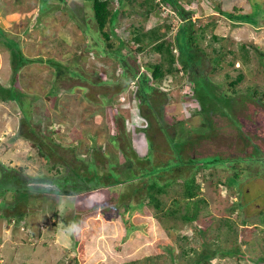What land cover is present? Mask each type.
<instances>
[{
  "label": "rangeland",
  "instance_id": "obj_1",
  "mask_svg": "<svg viewBox=\"0 0 264 264\" xmlns=\"http://www.w3.org/2000/svg\"><path fill=\"white\" fill-rule=\"evenodd\" d=\"M179 1L194 27L204 32L200 46L207 57L200 56V66L192 69L199 74L207 101L199 103L193 96L189 75L168 74L152 96L163 129L152 118L151 153L142 133L148 123L132 94L135 83L116 92L121 62L109 53L97 29L91 0H0V83H13L23 93V105L0 100V170L38 181L63 176L76 165L83 167V172L78 169L82 176H92L89 167L94 164L100 175L115 167L125 177L120 146L130 143L139 158L152 154L154 165L148 168L164 166L173 157L163 130L176 141L194 140L187 152L195 159L224 160L196 171L198 199L204 201L193 222L182 218L186 209L181 177L161 195L165 209H177L170 216L138 205L133 194L119 199L125 187L115 184L71 194L0 189V264H189L204 246L221 248L210 264H264V101L252 96L254 90L264 92V55L252 47L264 54V21L257 26L235 23L219 12L234 5L249 12L248 0ZM146 2L111 0L118 10L113 30L126 42L122 55L137 46L132 41L137 31L157 27L164 39L173 40L183 22L168 4ZM242 44L247 50L244 60ZM15 49L32 60L17 72L11 54ZM173 51L177 55V49ZM131 54L135 59L131 55L127 61L139 70L160 57L151 44ZM215 56L222 57L219 63L208 60ZM47 59L63 63L66 71L75 62L86 78L58 81ZM239 73L243 78L232 94L229 82ZM95 80L103 83L94 85ZM223 93L232 94L228 101ZM209 102L213 112L194 113ZM24 110L27 117L22 120ZM239 168L238 183L227 186ZM195 169L175 165L173 171L186 176ZM157 172L161 179L171 176L167 170ZM174 196L181 197L180 205L172 204ZM191 211L192 204L187 209Z\"/></svg>",
  "mask_w": 264,
  "mask_h": 264
},
{
  "label": "trees",
  "instance_id": "obj_2",
  "mask_svg": "<svg viewBox=\"0 0 264 264\" xmlns=\"http://www.w3.org/2000/svg\"><path fill=\"white\" fill-rule=\"evenodd\" d=\"M64 1V0H63ZM121 2V0H119ZM147 4L153 3L154 0H145ZM158 2L166 3L173 8V10L179 15L181 20L183 21L175 33L173 40L164 39L162 33L158 32V28L154 27L147 32L137 31V33L133 36L132 41H134L137 46L134 49H128L130 53L126 55L120 54V50L124 49L126 42L119 37V35L113 30V24L116 21V17L118 14L117 9H113L111 5V0H91V8L93 13V18L96 23L97 29L101 32V35L104 37L106 41L107 47L111 52L117 57L118 61L121 62L122 71L120 73V82L118 84H114L116 88V92L121 90H125L128 84L133 81L135 83V89L133 96L137 98L138 105L140 107V112L142 116L147 121L146 127L142 130V133L145 134V138L147 141V150L152 153L154 149L153 140L151 138L149 130L152 126V118L156 119L159 124V128L163 129L162 117L161 114L155 111V107L152 103H154V96L156 91H159L160 85L164 78L168 74H173L176 76L179 72L189 75V79L192 83L193 96H196V99L201 101V103L207 101V97H204V93L201 91L202 85L200 84L198 78V73H195L192 69V65L200 66L201 60L200 56L207 57L203 48L200 46V40L204 38L203 29L195 28L194 22L190 17H187V11L184 9L183 5L179 0H158ZM157 2V3H158ZM249 7L251 10L249 12H243L242 8L233 6L232 10H220L219 12L229 18L231 21L235 23H249L251 25L257 26L260 21H264V1L263 0H248ZM152 6V4H150ZM151 9V8H150ZM150 13V12H149ZM148 14V11L145 15ZM111 27V31L105 30L106 26ZM1 39L4 38V35L1 34ZM116 38V41H112ZM146 40V41H145ZM115 42V43H114ZM117 43V44H116ZM151 44V49L154 52L159 54V59L152 63L145 64L143 70H139L136 65H131L127 61V57L131 56V53H136L144 50L145 45ZM253 49H256L260 55H264L263 52L259 51L256 46H252ZM241 48L244 50L243 59L247 56L246 45L242 44ZM174 49H177V55L174 53ZM127 50V51H128ZM133 50V51H132ZM11 54L13 56V70L17 72V70L24 63L31 62L32 60L27 58L22 52L19 50H11ZM83 60L86 59L84 54H81ZM84 57V58H83ZM133 57V55L131 56ZM135 59V57H133ZM221 56H215L213 58H208V60L213 63H219L221 61ZM47 62L52 64L55 67V73L57 80H69L73 78H81L85 79V75L81 74L80 70H77L79 67L76 63H71V68L67 71L64 69L63 63H58L53 59H47ZM134 63V60H133ZM177 63V64H176ZM230 64H233V60L229 61ZM61 65V66H59ZM57 66H59L57 68ZM80 69V68H79ZM243 74H237L236 78L229 82V84L233 87L242 80ZM89 79V78H88ZM56 80V82H57ZM13 81V80H12ZM94 85H100L103 83L102 80L91 81ZM200 90V95H196V92ZM236 91L234 90L232 94ZM22 92L16 90L14 84L12 83L9 86L2 85L0 83V100L1 101H9V100H18L22 104ZM202 94V95H201ZM232 94L223 93L224 100L228 101V97L230 98ZM253 97H260L262 101H264V92H259L254 90L252 92ZM163 102H158V109L162 108L164 105ZM23 105V104H22ZM155 105V104H154ZM204 106V109L198 110L196 109L194 113H199L202 115L203 111L213 112L214 106L209 102L207 104H201ZM26 110L20 113L22 116V120H25L24 117H27ZM29 112V111H28ZM156 112V113H155ZM155 116V117H154ZM206 120V119H205ZM179 121H176L177 124ZM208 123H211L209 119ZM177 127L180 129V125L177 124ZM209 127V126H208ZM210 129H208V134L213 133V125H210ZM178 129V130H179ZM165 137L168 139L169 146L171 147V159L165 163L164 166L150 167L153 166L154 159L151 156H147L145 158H139L136 156V152L132 149V145L129 143L127 146H120V153L125 157V163L123 166L126 168L123 171H127L128 174L123 177L119 175L118 169L113 167L109 168L108 173L99 174L97 167L93 164L90 165L89 168L93 167V174L82 176L81 172L84 171L83 167H78V165L74 166L71 169L65 170L63 176L53 179H42L38 181H34L33 179H29L28 177L21 176L20 173L12 171L0 170V189L2 193L8 191L19 192L20 189H29V190H41V191H51V192H60L62 194H71L74 191H82L88 192L93 191L99 187H107L110 185H119L120 187H125L126 193L120 194L122 199H126V197L135 195V202L138 205H148L153 207L158 212H161L164 216L174 215L177 212L176 208L165 209L164 203L161 198L163 193H166L167 188H169L173 182L177 181V177H181V197L184 200L183 207H185L186 211L182 214V218L185 222H193L196 220L198 215V205L200 202H203V199H198V195L200 194V184L196 178V171L198 169H207L210 166L215 165L218 161H222L223 159L218 158H207L200 161V158H193L188 155V150L193 147L194 140L190 142L189 138H182L181 140H175L174 136L168 135L166 131H164ZM178 134V133H177ZM207 135V133H206ZM200 137H205V135L200 134ZM117 141V140H116ZM46 157V155H43ZM221 159V160H220ZM199 161V165L194 166L193 163ZM224 161V160H223ZM175 165H186L188 167H195V171L190 172L188 175L183 176L180 173H175L173 168ZM157 168V169H155ZM81 171H79V170ZM57 171H61V169L57 168ZM159 170H167L171 176L164 177L161 179L160 176H157V171ZM21 172V168L17 170ZM242 169H237L233 176L230 177V183L227 180V186H231L233 182L238 181V177H240ZM13 179L15 183H10L8 180ZM89 178V179H88ZM142 180V184L138 185L137 182ZM12 181V180H11ZM29 182V183H28ZM49 183L54 184L55 187H46L42 186L41 183ZM238 183V182H237ZM247 191H244V194ZM24 193V192H23ZM30 193V192H29ZM28 196V193H24V196ZM124 197V198H123ZM180 196L173 197L172 204L180 205ZM128 204L130 201L128 199ZM190 204H192L191 214L187 212ZM180 208V207H179ZM221 248H211L208 246H204L202 251L197 252L196 257L189 264H210V260L215 256L217 252H220Z\"/></svg>",
  "mask_w": 264,
  "mask_h": 264
},
{
  "label": "water",
  "instance_id": "obj_3",
  "mask_svg": "<svg viewBox=\"0 0 264 264\" xmlns=\"http://www.w3.org/2000/svg\"><path fill=\"white\" fill-rule=\"evenodd\" d=\"M42 186H46V187H51L54 188L55 185L54 184H49V183H41Z\"/></svg>",
  "mask_w": 264,
  "mask_h": 264
}]
</instances>
